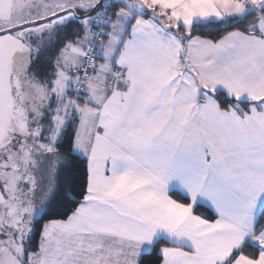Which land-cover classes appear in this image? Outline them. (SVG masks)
<instances>
[{"label": "snow or ice", "instance_id": "6c2138e0", "mask_svg": "<svg viewBox=\"0 0 264 264\" xmlns=\"http://www.w3.org/2000/svg\"><path fill=\"white\" fill-rule=\"evenodd\" d=\"M0 264H264V0H0Z\"/></svg>", "mask_w": 264, "mask_h": 264}, {"label": "trees", "instance_id": "16d2710c", "mask_svg": "<svg viewBox=\"0 0 264 264\" xmlns=\"http://www.w3.org/2000/svg\"><path fill=\"white\" fill-rule=\"evenodd\" d=\"M203 35H208V33L205 32V33H203ZM36 239H37V241H38V237H37Z\"/></svg>", "mask_w": 264, "mask_h": 264}]
</instances>
